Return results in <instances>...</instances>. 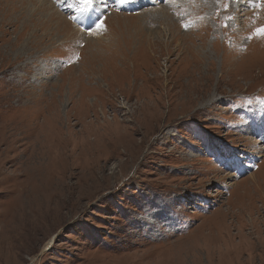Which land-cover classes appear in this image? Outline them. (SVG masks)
Segmentation results:
<instances>
[{"label": "rangeland", "instance_id": "rangeland-1", "mask_svg": "<svg viewBox=\"0 0 264 264\" xmlns=\"http://www.w3.org/2000/svg\"><path fill=\"white\" fill-rule=\"evenodd\" d=\"M101 1L0 0V264H264V3Z\"/></svg>", "mask_w": 264, "mask_h": 264}, {"label": "bare ground", "instance_id": "bare-ground-1", "mask_svg": "<svg viewBox=\"0 0 264 264\" xmlns=\"http://www.w3.org/2000/svg\"><path fill=\"white\" fill-rule=\"evenodd\" d=\"M37 2H38V5H37V9H38V11H43V8H44V6L46 5V0H36ZM128 1V0H127ZM141 1V0H140ZM168 2L170 1V0H167ZM106 2V0H102L101 2H99V4H98V6L96 7V11H95V13L94 12H89L88 13V15L87 16H85V17H94L95 15H97V13L99 12V10L102 8V7H104V3ZM199 2H201V1H199ZM213 0H209L207 3H210V4H213ZM248 2V1H247ZM29 5V4H28ZM103 5V6H102ZM174 5V4H173ZM137 6V5H136ZM27 9V8H26ZM30 10V9H29ZM46 12V11H45ZM56 13V12H55ZM54 14V13H53ZM158 14H160V13H158ZM50 15V14H49ZM86 15V14H85ZM155 15V14H154ZM160 15H164L163 13L162 14H160ZM165 16H167V15H165ZM52 17V16H51ZM83 17V16H82ZM158 17V16H157ZM160 19H162V20H167V18L168 17H159ZM86 20H87V18H86ZM89 21H90V19H89ZM91 21H92V19H91ZM90 23V22H89ZM237 165V164H236ZM240 165V164H239ZM244 168H246L245 166L243 167H238L237 168V170H243ZM252 175V174H251Z\"/></svg>", "mask_w": 264, "mask_h": 264}, {"label": "snow or ice", "instance_id": "snow-or-ice-1", "mask_svg": "<svg viewBox=\"0 0 264 264\" xmlns=\"http://www.w3.org/2000/svg\"><path fill=\"white\" fill-rule=\"evenodd\" d=\"M82 2H83L84 7L86 9L87 7H90L92 5L93 0H82ZM262 3H264V0H262ZM104 27L105 26H104L102 21L96 24L97 31L103 29ZM255 34L260 35V36H264V27L257 28Z\"/></svg>", "mask_w": 264, "mask_h": 264}]
</instances>
